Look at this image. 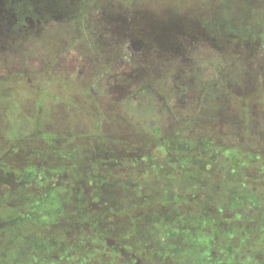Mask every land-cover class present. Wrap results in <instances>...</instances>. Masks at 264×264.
Returning <instances> with one entry per match:
<instances>
[{
    "label": "rangeland",
    "instance_id": "rangeland-1",
    "mask_svg": "<svg viewBox=\"0 0 264 264\" xmlns=\"http://www.w3.org/2000/svg\"><path fill=\"white\" fill-rule=\"evenodd\" d=\"M0 264H264V0H0Z\"/></svg>",
    "mask_w": 264,
    "mask_h": 264
},
{
    "label": "crops",
    "instance_id": "crops-1",
    "mask_svg": "<svg viewBox=\"0 0 264 264\" xmlns=\"http://www.w3.org/2000/svg\"><path fill=\"white\" fill-rule=\"evenodd\" d=\"M154 133H156V132H154ZM148 136H150V135H148ZM155 137H151V136L149 137V138L153 139V141H150V143H155L157 141V138H155ZM160 142H162V139H160ZM161 144H163V142ZM161 144H159V145L161 147H163L166 150V152H167L168 151V148H167V145H165V142H164V145H161ZM138 147L139 148H142V149L145 148L144 144L143 145H138ZM127 148H129V150H131V152H136L134 149H131L132 147H127ZM137 152H141V151L139 149H137Z\"/></svg>",
    "mask_w": 264,
    "mask_h": 264
},
{
    "label": "flooded vegetation",
    "instance_id": "flooded-vegetation-1",
    "mask_svg": "<svg viewBox=\"0 0 264 264\" xmlns=\"http://www.w3.org/2000/svg\"><path fill=\"white\" fill-rule=\"evenodd\" d=\"M21 183H22V182H21ZM21 183H20V184H21ZM21 217H22V216H21ZM58 259H59V257H58Z\"/></svg>",
    "mask_w": 264,
    "mask_h": 264
}]
</instances>
